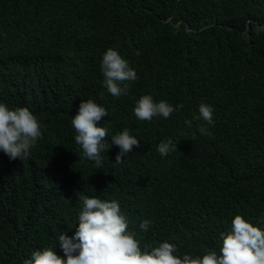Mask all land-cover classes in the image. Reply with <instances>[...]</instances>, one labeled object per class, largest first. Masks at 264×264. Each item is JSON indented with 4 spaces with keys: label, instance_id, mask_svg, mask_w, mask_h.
<instances>
[{
    "label": "trees",
    "instance_id": "trees-1",
    "mask_svg": "<svg viewBox=\"0 0 264 264\" xmlns=\"http://www.w3.org/2000/svg\"><path fill=\"white\" fill-rule=\"evenodd\" d=\"M109 48L138 76L119 97L103 85ZM143 95L183 108L139 120ZM89 99L108 111L106 145L125 129L141 142L123 162L111 145L97 168L75 143ZM0 102L27 107L43 135L29 159L0 151V264L46 247L66 259L58 237L74 235L81 195L116 200L141 250L167 241L181 258L219 254L237 214L264 228V0H0Z\"/></svg>",
    "mask_w": 264,
    "mask_h": 264
},
{
    "label": "clouds",
    "instance_id": "clouds-1",
    "mask_svg": "<svg viewBox=\"0 0 264 264\" xmlns=\"http://www.w3.org/2000/svg\"><path fill=\"white\" fill-rule=\"evenodd\" d=\"M139 51L136 55L139 56ZM100 70L103 74V85L114 97L128 92L130 84L138 79L136 71L129 66L117 50L109 48L102 56ZM183 105L172 106L166 101L154 102L151 95H143L136 102L134 114L139 120L152 121L160 116L170 118L174 111ZM213 107L204 103L199 105V115L194 119L202 120L198 131L201 135L212 136L208 126L214 125ZM108 111L92 100L81 101L77 114L72 118L75 143L83 150V155L95 162V167H102L101 153L111 145L119 147L115 163L123 162L133 147H140L141 142L130 135L129 130L111 137V144L104 140L108 130L97 126ZM187 123H191L188 121ZM41 124L27 107L9 108L0 102V151L10 160L21 161L31 157V149L42 139ZM177 143L171 139L161 141L157 151L164 157L177 151ZM106 174V173H105ZM83 207L78 216V227L74 235L65 232L58 237V243L65 258L57 255L52 247L32 252L23 264H264V228L254 226L243 216L237 214L227 232H221L219 254L209 250L202 256L184 254L181 258L175 255L178 251L173 243L161 242L158 246L145 244L141 250L135 233L128 231L127 218L121 214L116 200L105 201L100 198L81 195ZM151 221L144 220L139 227L147 231ZM71 229V228H70Z\"/></svg>",
    "mask_w": 264,
    "mask_h": 264
}]
</instances>
